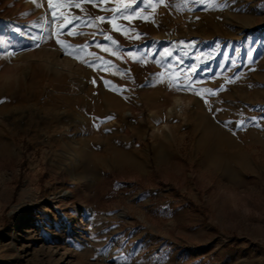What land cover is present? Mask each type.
Wrapping results in <instances>:
<instances>
[{
  "label": "rangeland",
  "instance_id": "obj_1",
  "mask_svg": "<svg viewBox=\"0 0 264 264\" xmlns=\"http://www.w3.org/2000/svg\"><path fill=\"white\" fill-rule=\"evenodd\" d=\"M1 143L0 264H264V0H0Z\"/></svg>",
  "mask_w": 264,
  "mask_h": 264
},
{
  "label": "bare ground",
  "instance_id": "obj_2",
  "mask_svg": "<svg viewBox=\"0 0 264 264\" xmlns=\"http://www.w3.org/2000/svg\"><path fill=\"white\" fill-rule=\"evenodd\" d=\"M182 106H183V104H182L181 100L178 98H175L172 105L167 108L168 117L175 115L176 111L180 110V108ZM127 115H128V111H126V110L123 111V116H127ZM197 122H198L199 126L203 124L204 126L207 127V131L205 132V135L207 137L216 136L215 131H217L218 129L216 128V126H214V123L210 119L202 116V117L197 118ZM88 125L89 126H88L87 134L89 136H88L87 140L84 141L82 148L80 150L87 160L86 166H87L89 171L86 169V172L90 176H93L95 174H90V173H94V172L97 173V171L99 169L98 166L101 163L103 164L105 162L106 158L101 156L100 154H98L96 152V149L92 147V142H91L92 135L91 134L93 133L95 120H92V119L88 120ZM212 128H215V129L213 130ZM230 140H231V138H229L227 135H224V137L222 139V141H223L222 143L229 142ZM1 144L2 145H0V149L5 150L4 152L7 153L8 150L6 151V149H8V146H6L3 143H1ZM75 150H77V148H75ZM110 150H111V153H110V157H108V159L111 160L113 166H114V155L116 156L115 158H116L117 162H119V161H121L123 163L131 162L133 164H137L140 166V163L133 158V155H132V153H130V151H128V150L126 152H120L118 150L114 151V148H111ZM117 164H120V163H117ZM76 236L80 240L79 235L76 234Z\"/></svg>",
  "mask_w": 264,
  "mask_h": 264
},
{
  "label": "snow or ice",
  "instance_id": "obj_3",
  "mask_svg": "<svg viewBox=\"0 0 264 264\" xmlns=\"http://www.w3.org/2000/svg\"><path fill=\"white\" fill-rule=\"evenodd\" d=\"M52 2H53V0H48L49 5H51ZM158 2L163 3V0H158ZM76 6L79 7V5H76ZM96 6L99 7V3H97ZM131 7H132L131 4H126L125 5V11H127ZM113 11L116 12V11H119V9H114ZM129 14L132 15V13H129ZM116 18L117 17L114 15L113 19H116ZM95 21L105 22V18L97 16V17L93 18V22H95ZM113 27L115 28V25H113ZM64 34L65 33H63V32L60 33V35H64ZM67 34H73V33L70 32ZM75 34L79 35L80 33H75ZM106 38H108V37H106ZM32 39L34 41L37 40L36 37H33ZM56 43L60 46L61 51L63 52L64 55H68V56L72 57L73 59L79 60V62H81V63H85L89 67H93L92 63H90L88 61L80 60V53L83 51V48L86 47V45L85 46H73L70 44H66L64 41H62L59 38L56 39ZM36 46L39 47V43H36ZM103 50L107 51V49H103ZM8 55L11 56L12 53H8ZM93 83H94V81H93ZM176 91H192L193 94L199 95V93L195 92L194 89H190L189 86H178L176 88ZM109 119H111V118H109ZM237 126L238 127L242 126V122H241V124H238Z\"/></svg>",
  "mask_w": 264,
  "mask_h": 264
}]
</instances>
